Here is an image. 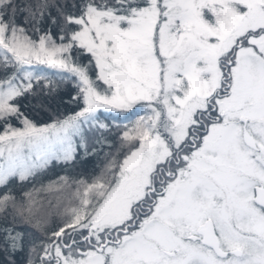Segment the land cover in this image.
I'll list each match as a JSON object with an SVG mask.
<instances>
[{
    "label": "snow or ice",
    "instance_id": "obj_1",
    "mask_svg": "<svg viewBox=\"0 0 264 264\" xmlns=\"http://www.w3.org/2000/svg\"><path fill=\"white\" fill-rule=\"evenodd\" d=\"M0 264H264V0H0Z\"/></svg>",
    "mask_w": 264,
    "mask_h": 264
},
{
    "label": "trees",
    "instance_id": "obj_2",
    "mask_svg": "<svg viewBox=\"0 0 264 264\" xmlns=\"http://www.w3.org/2000/svg\"><path fill=\"white\" fill-rule=\"evenodd\" d=\"M70 2V0H69ZM62 88V95L65 94L68 91L72 90V86L71 85H67L66 87L64 85H61ZM27 110V109H25ZM73 110L72 105L67 104L64 105V107L61 108V112H71ZM28 114L38 123V124H43L45 122H49V116L50 113H36V112H32V111H28ZM108 138V140H110L112 142V144L114 146H118V136H119V130L113 125L112 126V131L108 132L105 134ZM115 150V147L113 148V151ZM108 151V147L105 146L104 148V152ZM104 163V153L102 152L99 156H95V157H90L87 161H80L78 164L77 169H67L64 170L62 168V166H57L54 169H52L51 171H49L47 173V175L49 177H51L52 179H55L57 174L60 175H64V174H71V175H76L78 172H84V173H89L91 172V170L93 168L98 169L100 166H102ZM42 194H49V193H42ZM56 193H54V195L51 196V198L53 199V203L56 202ZM20 257H17V260H19Z\"/></svg>",
    "mask_w": 264,
    "mask_h": 264
},
{
    "label": "rangeland",
    "instance_id": "obj_3",
    "mask_svg": "<svg viewBox=\"0 0 264 264\" xmlns=\"http://www.w3.org/2000/svg\"><path fill=\"white\" fill-rule=\"evenodd\" d=\"M41 195H43V196H52V195H54V193H51V194H41Z\"/></svg>",
    "mask_w": 264,
    "mask_h": 264
}]
</instances>
